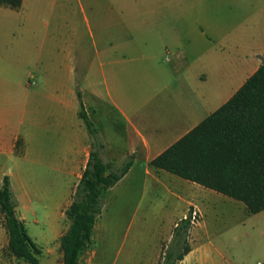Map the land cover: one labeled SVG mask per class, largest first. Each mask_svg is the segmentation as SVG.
<instances>
[{"label":"crops","instance_id":"obj_1","mask_svg":"<svg viewBox=\"0 0 264 264\" xmlns=\"http://www.w3.org/2000/svg\"><path fill=\"white\" fill-rule=\"evenodd\" d=\"M116 1L23 0L19 10L0 7V99L7 98V92L15 99L12 104L4 102L6 107L0 105V155L7 156L13 166L0 171V187L9 176L13 193L23 197L26 211L37 213L36 201L44 202L52 193L40 191L28 178L32 171L33 179L50 173L55 194L60 195L58 211L62 209L72 169L81 165L77 188L92 152L79 117L82 101L104 143V161L114 168L132 163L110 189L141 166L152 185L181 204V214L173 215L169 228L174 230L190 209L197 214L198 225L189 233L191 251L184 260L228 264L223 249L212 239L215 236L221 244L235 238L244 253L264 261V211L251 214L242 202L151 166L225 106L262 65L264 0L251 2L248 10L242 3L241 11L238 6L225 7L222 0H136L144 12L139 44H133L135 38L118 42L116 30L97 41L94 29L101 30L102 15L108 17V24H116L111 6ZM107 2V11L93 10L92 26L86 7ZM57 4L61 5L59 17ZM80 13L95 50L92 61L83 65L88 71L75 77L69 56L79 33L74 19ZM136 29L131 30L133 34L128 31L130 36ZM74 84L79 91L70 97ZM20 138L26 143L22 156L15 150ZM48 140H57L53 163L45 159ZM147 187L144 184V191ZM227 215L233 216L235 226L223 232L219 226ZM35 219L39 221L37 214ZM97 222L93 234L98 237Z\"/></svg>","mask_w":264,"mask_h":264},{"label":"trees","instance_id":"obj_2","mask_svg":"<svg viewBox=\"0 0 264 264\" xmlns=\"http://www.w3.org/2000/svg\"><path fill=\"white\" fill-rule=\"evenodd\" d=\"M22 4L23 0H0V7L12 10H19ZM79 117L89 134L92 152L65 211L70 228L61 239L63 264H79L92 244L104 206L103 194L132 167L126 162L114 168L104 161V143L82 101ZM151 166L242 202L251 214L264 211V59L225 106L154 159ZM17 208L10 177L5 176L0 187V212L10 234V249L28 264H40L42 251L19 219ZM192 214L190 209L177 223L162 264H179L190 253Z\"/></svg>","mask_w":264,"mask_h":264},{"label":"rangeland","instance_id":"obj_3","mask_svg":"<svg viewBox=\"0 0 264 264\" xmlns=\"http://www.w3.org/2000/svg\"><path fill=\"white\" fill-rule=\"evenodd\" d=\"M253 1L255 0H222V4L230 8L238 6V11H241L240 6L242 3H244L245 9L248 10L251 9L250 3ZM111 6L115 10L116 24H108V17L102 15L101 30L94 29L97 41L99 37H108L109 30H116L118 42L135 38L133 44H139L141 13H144L141 10V4L136 3V0H117L116 3H111ZM96 8L105 12L104 9L107 11L109 3L88 4L85 9L86 17L92 26L94 23L92 14ZM60 11L61 5L57 4L55 14L58 17ZM80 14L76 16L78 20L74 19V27L79 30V33L76 39L72 40L74 47H71L72 51L69 56L70 66L76 72L75 77L80 71H88V66L83 65L92 61L95 50L94 39L90 35L85 16L82 13ZM105 19L106 26H104ZM134 28L138 29L134 31L133 36H130V34H133L131 30H134ZM90 79H93V76ZM101 88L106 92L104 85H101ZM78 91V85L74 84L70 97ZM7 94V98L0 99L1 107H6L15 101V99L12 100L13 95L11 92H7ZM6 101H8L7 105L4 103ZM83 129L86 130L84 126ZM56 141L48 140L47 142L50 148L45 159L48 162L53 163V159L58 155L55 154L58 148ZM51 144L54 146H51ZM15 150L18 156H22L26 151V143L22 138L16 143ZM3 169L9 171L13 169V166L7 156L0 155V171ZM80 173L81 165L77 164L72 169L70 178L67 181L68 196L60 211H58L60 195L55 194L57 187H54V180H52L50 173L42 174V178L33 179L35 178V172L32 171L28 178V182H32L33 185H36V188H40V191L52 193L45 196L44 202L36 201L37 213L35 211L27 212L28 207L24 203L23 197L15 193L20 201L17 215L20 220L25 221L29 236L42 251L39 256L40 264H63L61 239L70 228V221L63 216V212L71 204ZM140 177L143 179L141 180ZM144 184H148L145 191L143 189ZM152 184L153 180L144 176V171L140 166L136 167L131 176L121 182L118 187L107 190L103 194L104 206L97 222L100 229L98 237L92 235L94 246L91 244L83 253L79 264H89L91 260L93 264H162L163 255L173 237V229L169 228L170 220H173V215L178 214L177 216H180L179 206L181 204L176 200L173 203L172 197ZM36 214L39 221L35 219ZM233 219V216L227 215L224 218L225 221L220 222L222 225L219 226V229L221 231L230 230L231 227L235 226ZM198 222L199 218L193 228L198 225ZM212 239L217 246L219 245L223 249V258L226 259L228 264H264L263 260L254 259L250 257V254L244 253L242 243L237 242L235 238H228V242L222 244L217 243V237L213 236ZM10 241L11 238L6 228L5 219L0 212V264H28L12 254ZM181 264H192V260L187 257Z\"/></svg>","mask_w":264,"mask_h":264},{"label":"built area","instance_id":"obj_4","mask_svg":"<svg viewBox=\"0 0 264 264\" xmlns=\"http://www.w3.org/2000/svg\"><path fill=\"white\" fill-rule=\"evenodd\" d=\"M197 214L195 212H193L192 216H191V222L192 225H194L197 222Z\"/></svg>","mask_w":264,"mask_h":264}]
</instances>
